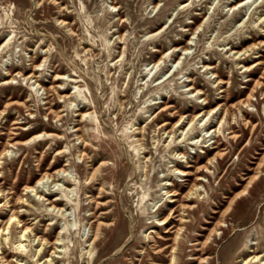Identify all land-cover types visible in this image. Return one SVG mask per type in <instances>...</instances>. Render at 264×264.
Segmentation results:
<instances>
[{
  "label": "rangeland",
  "instance_id": "obj_1",
  "mask_svg": "<svg viewBox=\"0 0 264 264\" xmlns=\"http://www.w3.org/2000/svg\"><path fill=\"white\" fill-rule=\"evenodd\" d=\"M263 17L264 0H0V46L10 41L0 47L6 259L20 260L21 228L5 230L14 215L33 230L29 241L47 240L45 255L59 231L66 235L58 264H87L93 221L104 227L90 264H168L171 225L183 227L176 264L254 255L249 264H263ZM200 112L210 113L188 127ZM40 134L52 137L13 145ZM64 165L70 184H52L65 191L48 196L64 200L65 217L56 218L24 189ZM171 210L166 228L154 225Z\"/></svg>",
  "mask_w": 264,
  "mask_h": 264
},
{
  "label": "bare ground",
  "instance_id": "obj_2",
  "mask_svg": "<svg viewBox=\"0 0 264 264\" xmlns=\"http://www.w3.org/2000/svg\"><path fill=\"white\" fill-rule=\"evenodd\" d=\"M258 1V0H256ZM240 4H242L243 2H239ZM185 5V4H184ZM183 5V6H184ZM235 7V6H234ZM261 19H264L261 18ZM259 20V19H258ZM70 32V31H69ZM3 36V35H2ZM124 36V35H123ZM10 44V41H4L3 44L0 46L3 48H5L7 45ZM239 47V46H238ZM187 49L184 50V52L187 54ZM252 58V57H251ZM161 60V59H160ZM159 60V61H160ZM119 62V61H118ZM259 64V63H257ZM262 64V63H261ZM159 65V62L155 63L153 65V68L157 67ZM40 66V65H39ZM17 69V68H16ZM209 69H211V67H209ZM26 70V69H25ZM36 70V69H35ZM26 72V71H25ZM149 75V74H148ZM146 75V77L148 76ZM32 76V75H31ZM56 80H64V78L62 77H57ZM221 83V82H220ZM189 90H192V87L189 88ZM194 91V90H193ZM61 93V92H60ZM196 93V92H195ZM223 93V92H222ZM71 97V96H69ZM209 106V105H208ZM54 107V106H53ZM218 112V111H217ZM209 113H206V112H200L199 114H197L195 117H193V119L189 122L188 124V127L191 126L193 124V121L196 120L197 118L199 119V121L202 123L204 121V118L208 117L209 116ZM247 114V113H246ZM87 114H83L82 115V118L86 117ZM56 119L59 120L60 119V116L58 114L55 115ZM247 117V116H246ZM182 119V118H181ZM181 121V120H180ZM180 121H178L177 125L180 123ZM17 124V123H16ZM167 125V123H164L161 127H165ZM182 125V124H180ZM179 125V126H180ZM175 126V125H174ZM183 127V126H182ZM76 131H79V129H76ZM184 132V131H183ZM35 133V132H34ZM168 133H171V132H168ZM185 133V132H184ZM212 133H216V130H213ZM27 134V133H26ZM183 135V133H182ZM25 136V135H24ZM28 136V135H27ZM19 137V136H18ZM52 135H46V134H40V135H36L32 138H30L29 140L27 141H24L22 143H16V144H13V145H21V146H26L30 143H33V142H39V141H42V140H45V139H51ZM80 139V137L78 138ZM23 140V139H22ZM191 141V140H190ZM193 141V140H192ZM84 142V146H86V142ZM10 145V144H9ZM140 145V144H139ZM38 147V146H37ZM182 147V146H181ZM12 148V146H11ZM37 149V148H36ZM7 153H9V150L7 151ZM60 154V153H59ZM223 154H221L220 156H222ZM84 153H81L80 157H84ZM179 156V155H178ZM262 162H264V158L262 160ZM58 166V165H57ZM67 165H64L63 168H61L60 170L52 173V174H44L36 183L35 185L33 186H30V187H26L24 190L25 192L28 193H35L34 196H38V203L41 204L42 208H44V212H47L48 214L47 215H54L56 218L57 217H65L64 216V208L63 207H60V202L64 201L63 199L61 198H58L57 196H55L54 198L50 199L48 198L49 195L52 194V192H64L65 191V188H62L61 186L58 187V189H55L54 186H57L58 183H60L61 180H63V183H65L64 185H68L70 184V181L69 180H66L67 178V168H66ZM101 166H105V163L102 164ZM100 166V167H101ZM181 166V165H180ZM262 166V164L259 166V170L257 171L256 173V177L253 178V179H250V183L257 179V176H258V173L260 172V167ZM55 169V168H54ZM98 171V170H97ZM175 171H177V169H175ZM177 173L181 174L180 176H187L188 173L185 172V171H177ZM71 178V177H70ZM45 179L47 180L46 183H44ZM201 179H196L195 180V184L193 185L192 189H191V192H189L188 196L186 197V200H188V197H191L192 195H195L197 194L199 188H198V181H200ZM49 181H51L49 183ZM46 184H49L48 186ZM52 184H54V186H52ZM42 185V186H41ZM168 186H172V184H169ZM106 189V188H105ZM65 194V193H64ZM71 194V193H70ZM166 194L168 195L169 198H172L173 196H176L177 193H174L170 190H168V188H166ZM53 195V194H52ZM64 196V195H63ZM65 197V196H64ZM67 202H69L70 200L68 199V197L66 196L65 197ZM99 198V197H98ZM190 200V199H189ZM25 202L27 200H24ZM169 203H174L176 202V200L174 199H171L168 201ZM191 202V201H190ZM46 203H47V206H46ZM103 206V204H100L99 202L96 203V209H99L101 208V206ZM8 208V207H7ZM184 209V208H183ZM230 211V208H228L227 212ZM173 210L170 211L169 215L164 218V219H159L158 220V223L157 224H154L155 226H165L166 224H169L170 223V219L173 218V214L172 213ZM103 214H106V213H103ZM92 215V213H91ZM107 215V214H106ZM91 217V216H90ZM107 218V216L105 217ZM178 221L180 222L179 224L182 225L185 221L182 219V217L180 219H178ZM93 222H96V221H93ZM91 223L92 225V229H93V234L91 235V238L89 237L88 241L89 242L88 247H90L89 250H87L85 252V254L88 255V262L87 264H90V260L92 259V252H93V249L95 247V245L97 244L99 238H100V234H101V231L104 227V224L102 222H97L96 224L94 223ZM16 223L18 225V227L21 228V231H20V235L18 237V240H17V245H15V252L18 254L17 258H20V260L18 259H14L12 258L11 261L10 260H7L6 257L4 256V252L2 251L1 247H0V264H12V261H17L18 264L19 262L23 261L22 259H26L27 261L29 260L28 258H30L29 261H31V263H34V264H41V260L42 259H45L44 262L42 264H58V261L56 262L55 260L56 259H59V257H56L55 255L57 253L61 254L63 253L64 254V257H66V249H65V243H64V235H62V231H59L55 240L53 241V243L50 245V248L52 249L51 252L48 254V255H45L44 253H46L44 250H46L47 246L49 245V243L47 242V240L43 237H37L36 235L33 236V240L29 241L30 240V237H29V234L33 233V230L30 229V227H23V225L20 223V221H18L16 219V217L14 215L10 216L8 221H7V227L5 228L6 230V234H9V231L10 229L12 228V225ZM48 226H50V224H48ZM223 226V225H221ZM153 228V227H151ZM166 228V226H165ZM175 228V226H170L166 231L165 233H174L175 234V237L173 239V247L171 248V251L169 253V263L168 264H176V261H177V258H176V252H177V247L179 245V240H180V235H181V232L183 230V227H178L176 228V230H173ZM173 230V231H172ZM67 231H70V229L68 228ZM66 231V232H67ZM3 232V231H2ZM150 234H153V236L150 237L151 240H154V235L155 234H158L156 232V230L154 231H151ZM1 235V234H0ZM38 235V234H37ZM148 236V235H147ZM149 237V236H148ZM157 239H160V240H168V239H163L161 238L159 235L157 236ZM24 242H29L30 243V248L31 249H27L28 245L24 244ZM34 242H37V247H40L37 251H34V249H32L33 247V243ZM61 242V243H60ZM62 247L61 251H57L58 248ZM64 250V251H63ZM197 252V251H196ZM253 252V251H252ZM157 254V253H156ZM9 255V254H8ZM260 258L259 255H254L253 257H251L250 259L248 260H245L242 264H249L253 261V259H255L254 262H257L258 259ZM65 259V258H63ZM193 259H196V258H193ZM259 261H262L263 264H264V259H260ZM201 263H205V260L204 261H201ZM24 264H28V263H24Z\"/></svg>",
  "mask_w": 264,
  "mask_h": 264
}]
</instances>
